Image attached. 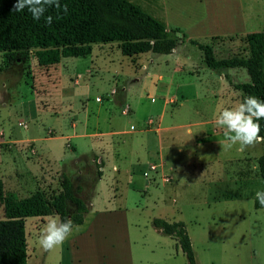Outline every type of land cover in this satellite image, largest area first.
<instances>
[{
  "label": "rangeland",
  "instance_id": "obj_1",
  "mask_svg": "<svg viewBox=\"0 0 264 264\" xmlns=\"http://www.w3.org/2000/svg\"><path fill=\"white\" fill-rule=\"evenodd\" d=\"M128 1L180 30L174 53L125 56L110 42L39 66L35 49L24 61L0 51L3 190H39L50 201L65 174L89 206L49 251L39 234L58 216L25 217L26 264H187L154 218L184 223L196 264H264V207H254L264 146L222 147L223 129L211 120L243 101L234 84L249 77L242 67L224 76L208 69L187 40L222 59L245 58L244 35L263 27L264 0Z\"/></svg>",
  "mask_w": 264,
  "mask_h": 264
},
{
  "label": "trees",
  "instance_id": "obj_2",
  "mask_svg": "<svg viewBox=\"0 0 264 264\" xmlns=\"http://www.w3.org/2000/svg\"><path fill=\"white\" fill-rule=\"evenodd\" d=\"M15 0H0V51L10 59L24 61L29 49L39 66H49L62 57L85 56L92 44L117 42L122 55L150 52L167 54L178 44V30L167 29L162 23L128 0H60L67 5V13L49 8L46 15L53 17L51 25L45 19L34 20L31 14L12 11ZM182 36V35H181ZM204 65L224 76L223 70L237 66L245 69L249 82L234 84L244 96L264 100V25L259 31L244 35L248 54L242 59H216L210 44L194 39ZM264 135V120L259 121ZM264 146V143H262ZM258 171L264 179V153L258 159ZM60 192L50 201L36 190L24 197L3 192L0 181V264H26L24 218L56 214L60 220L72 219L73 225L82 223L88 207L74 194L70 179L61 174ZM67 201L74 208L67 206ZM254 207H264L256 200ZM152 224L175 241L187 264H196L188 235L182 221L167 222L154 218Z\"/></svg>",
  "mask_w": 264,
  "mask_h": 264
},
{
  "label": "clouds",
  "instance_id": "obj_3",
  "mask_svg": "<svg viewBox=\"0 0 264 264\" xmlns=\"http://www.w3.org/2000/svg\"><path fill=\"white\" fill-rule=\"evenodd\" d=\"M49 8L65 13L68 11L67 5L62 6L60 0H15L12 11L27 10L34 20L44 18L45 23L51 25L53 17L46 15ZM260 120H264V100L256 96H246L237 106L223 108L215 119L216 126L224 130L226 143L220 145L229 149L237 147L238 151L244 152L264 143V135L260 134ZM255 198L264 206V190L257 191ZM73 227L71 218L62 221L57 217H50L39 234L38 243L45 251L62 246L72 235Z\"/></svg>",
  "mask_w": 264,
  "mask_h": 264
},
{
  "label": "crops",
  "instance_id": "obj_4",
  "mask_svg": "<svg viewBox=\"0 0 264 264\" xmlns=\"http://www.w3.org/2000/svg\"><path fill=\"white\" fill-rule=\"evenodd\" d=\"M163 25H164V27L165 28H167V29H172V28H170L168 25H166V24H164L163 23ZM176 29V28H175ZM178 33H180V30H179V32ZM182 35V34H181ZM183 37H184V35H183ZM189 39H192V38H189ZM188 40V39H187ZM195 40V39H194ZM197 41V40H196ZM198 42V41H197ZM180 44V43H179ZM178 44V45H179ZM177 45V46H178ZM176 46V47H177ZM176 47L174 48V49H172L169 53H167V54H171V53H174L175 51H176ZM212 51H213V55H214V57L216 58V59H221V58H219V57H217V55H215V51H214V49L212 48ZM175 67H177V68H179V69H184V64H182L181 62H179V61H177V60H175ZM236 69H238V67H236V66H232V67H229V68H227L226 69V71L228 70V71H230V70H236ZM241 69V68H240ZM244 69V68H243ZM242 69V70H243ZM211 70V69H210ZM245 70V69H244ZM213 71V70H212ZM227 73H229V72H227ZM218 77V76H217ZM219 78V77H218ZM220 79V78H219ZM222 85V84H221ZM203 90H205V92H208L209 94H211V95H213L214 97H215V93L218 91V89H216V90H214V89H209V88H203ZM174 101V100H173ZM203 120H207V119H205V118H202ZM211 120H214L215 121V118H213V119H211ZM208 121V120H207ZM204 122H206V121H201V122H199L200 124H202V123H204ZM131 128H132V126H130ZM169 128H171V127H169ZM214 132H217L219 129L217 128H213L212 129ZM224 131V130H223ZM204 132V131H203ZM221 132H222V130H221ZM203 136V135H202ZM136 142V141H135ZM145 145H146V142H145ZM99 161H100V159H99ZM100 164V163H99ZM163 164H164V166L166 165V163L163 161ZM81 168H79L77 171H79ZM168 170L169 171H171L172 170V167H168ZM87 171V170H86ZM170 177H171V175H170ZM83 178V177H82ZM84 180V179H83ZM87 180V179H86ZM1 181V180H0ZM72 181V180H71ZM2 182V181H1ZM2 189H3V183H2ZM3 192H5L4 190H3ZM88 208H89V206H87ZM82 222H83V220H82Z\"/></svg>",
  "mask_w": 264,
  "mask_h": 264
},
{
  "label": "built area",
  "instance_id": "obj_5",
  "mask_svg": "<svg viewBox=\"0 0 264 264\" xmlns=\"http://www.w3.org/2000/svg\"><path fill=\"white\" fill-rule=\"evenodd\" d=\"M95 100H99V99L96 97ZM124 111L125 110H123V113H124ZM150 168L153 169V166L151 165ZM165 180H167V178Z\"/></svg>",
  "mask_w": 264,
  "mask_h": 264
}]
</instances>
